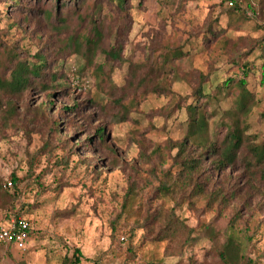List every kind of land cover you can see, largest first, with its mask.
<instances>
[{
	"label": "rangeland",
	"instance_id": "obj_1",
	"mask_svg": "<svg viewBox=\"0 0 264 264\" xmlns=\"http://www.w3.org/2000/svg\"><path fill=\"white\" fill-rule=\"evenodd\" d=\"M26 1L32 7L39 6L35 0ZM260 1L240 0L242 8L247 9L248 2L256 8V14L244 19L239 12L229 13L231 7L226 0H129L132 24L124 41L122 63L107 65L97 79L88 72L81 73L85 63L82 58L74 55L67 60L63 70L70 77L72 92L64 97L57 93L55 106L60 109L63 104L73 105L74 99L83 102L94 97L103 105L92 110L86 106L82 117L67 113L74 120L67 134L76 143L93 135L96 125L104 126L108 142L117 151L119 165L113 168L110 154L96 145L94 152L72 155L65 168L58 162L64 150L59 148L51 123L41 119L28 124L30 119L23 113L16 121L18 128L7 130L6 137L0 138V177L10 194L0 192V225L24 217L30 221L32 233L26 250L0 242V264H64L77 248L83 253L81 264H149L152 260L165 264H221L216 255L217 241L212 240H202L180 256H163L166 243L148 240L136 218L147 203L152 204L149 190L137 199L133 212L122 213V203L134 177L139 175L135 169L141 164L140 152L150 153L155 145L186 135V109L168 114L167 108L179 94L189 95L188 103L195 100L192 89L199 85L201 74L206 76L202 84L206 94H212L229 78L246 76L248 89L256 96L248 117V133H264V1ZM104 11L113 9L106 7ZM9 17L0 18V34L12 32L14 35L7 38L27 45L34 54L36 45L14 26V21L26 25L22 17L16 13ZM218 22L225 28L224 34L211 46H202L203 34ZM35 23L31 20L28 25L31 35L39 30ZM161 43H180L188 53L173 62L174 70L167 67L161 73L160 78L173 94L144 96L135 90L124 94L131 65L146 62L152 47ZM244 62L250 63L247 75L240 71ZM123 94L129 109L125 119L118 115L114 104L115 108L109 104ZM25 99L32 106L47 100L45 94L38 93ZM218 100L216 106L208 105L206 109L216 107L218 113L233 106L226 94H220ZM88 112L98 120L89 117ZM219 119L220 115L210 118L213 129ZM142 140L150 149L143 148ZM84 157L89 158L88 163L81 160ZM171 164L167 156L165 167ZM11 173L16 174L18 182L14 188L6 189L4 178L12 179ZM228 174L230 178L224 181L227 185L241 187L239 192H251L238 178L239 171L228 170ZM143 185L144 180L139 178L137 186ZM232 203L242 207L237 227L229 224L231 210L224 213L218 227L237 239L252 235L249 253L256 264H264V198L239 197ZM249 204L253 211L245 208ZM178 214L189 226L199 227L214 219L217 210H209L201 202L197 210L185 204Z\"/></svg>",
	"mask_w": 264,
	"mask_h": 264
},
{
	"label": "trees",
	"instance_id": "obj_2",
	"mask_svg": "<svg viewBox=\"0 0 264 264\" xmlns=\"http://www.w3.org/2000/svg\"><path fill=\"white\" fill-rule=\"evenodd\" d=\"M128 1L35 0L39 6L32 7L28 3L30 1L26 0H0V18H10L11 13L21 16L26 25L14 21V26L22 29L24 37L36 45L35 53L31 54L27 45L7 38L14 35L12 32L0 34L1 139L6 137L7 130L18 128L16 121L24 113L30 119L28 124L41 119L51 123V129L61 144L59 148L64 150L58 162L65 168L70 165L72 155L82 151L94 152L96 145L110 154L113 168L119 165L117 151L108 142L104 126L96 125L93 135L76 143L67 134L70 124L74 122L68 117L69 114L82 117L86 106L90 107L89 110L103 106L99 100L95 97L83 102L74 99L73 105L63 104L58 109L55 96L60 93L64 97L72 92L70 77L63 70L71 56L76 55L85 61L81 73L88 72L97 79L102 77L107 65L112 67L115 62L124 61V41L132 24ZM231 1L232 6L229 5ZM226 3L231 7L229 13L232 15L239 12L247 19L248 15L256 14V8L251 2H248L247 9L241 7L240 0H226ZM106 7L112 8L113 12L104 11ZM31 20L36 22L39 29L32 35L28 30ZM206 31L202 46H211L224 34L225 28L218 22L216 27L210 25ZM187 54L180 43L153 46L146 62L131 65L127 86L122 91L125 94L135 90L144 96L150 93L173 94L163 78H160L161 73L167 67L173 69V62ZM249 67L250 63L244 62L240 71L247 75ZM200 77L199 85L192 89L195 100L188 103L189 95L179 94L174 96L167 108L168 114H173L177 109H186V135L178 140L168 139L155 145L150 153L140 152L141 164L135 169L139 175L134 177L129 186L122 203V213L135 211L137 199L149 190L148 200L152 204L147 203L141 216L136 218L148 240L166 243L164 257L183 255L186 249L200 241L212 240L217 241L216 255L221 264H256L249 253L252 235L237 239L217 225L224 213L231 210L229 224L237 227L242 218V207L232 202L239 197L245 200L249 197L264 198V133H248V117L256 96L248 89L246 76L223 81L212 94L204 93L202 84L206 76L201 74ZM35 93L45 94L47 100L32 106L25 98ZM124 94L112 98L109 104H114L118 115L125 119L129 109L124 103ZM220 94L231 97L233 106L218 113L216 107L208 111V105L218 104ZM88 113L89 117L95 119L91 112ZM215 115H220V119L213 129L209 120ZM141 144L145 148L143 140ZM167 156L172 159V164L166 168ZM81 160L88 163L89 158ZM228 170L239 171L238 178L244 180L252 193L246 189L239 192L241 187L234 189L227 185L224 181L230 176ZM9 176L12 179L4 178L6 189L14 188L18 182L15 173ZM138 177L145 182L141 188L137 186ZM2 178L0 192L10 197L9 192L4 190ZM9 180L13 182L12 187L7 186ZM201 202L209 210L216 209L217 215L199 227H191L178 214V210L183 209L185 204L197 210ZM245 208L253 211L251 204ZM31 233L30 224L29 236ZM83 258V253L77 248L71 258L65 259L64 264H81ZM149 264L165 263L152 260Z\"/></svg>",
	"mask_w": 264,
	"mask_h": 264
},
{
	"label": "built area",
	"instance_id": "obj_3",
	"mask_svg": "<svg viewBox=\"0 0 264 264\" xmlns=\"http://www.w3.org/2000/svg\"><path fill=\"white\" fill-rule=\"evenodd\" d=\"M232 6L233 2H229ZM13 182L8 181L7 186L12 187ZM30 223L24 217L13 218L7 225L0 226V242L6 245H14L20 250L28 248Z\"/></svg>",
	"mask_w": 264,
	"mask_h": 264
}]
</instances>
